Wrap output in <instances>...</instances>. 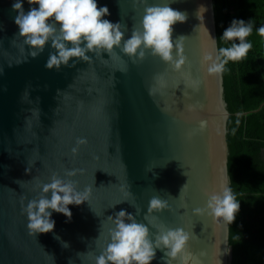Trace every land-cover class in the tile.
<instances>
[{
  "label": "water",
  "instance_id": "1",
  "mask_svg": "<svg viewBox=\"0 0 264 264\" xmlns=\"http://www.w3.org/2000/svg\"><path fill=\"white\" fill-rule=\"evenodd\" d=\"M15 2L0 0V264H95L114 226L108 217L120 210L148 226L153 242L162 224L192 234L187 264H229V225L207 210L209 195L228 186L230 116L222 74L209 75L203 61L211 37L217 40L212 0H97L109 9L104 19L126 25L125 39L140 27L146 6L186 13V22L173 26L174 42L186 38L180 71L150 50L133 63L120 48L48 69L55 49L49 42L31 56L16 36ZM22 3L25 13L39 7ZM53 174L75 181L79 191L90 188V204L69 205L70 220L52 212L54 230L36 237L23 209ZM154 197L169 207L149 214V223L144 217ZM166 251L156 249L151 264H167Z\"/></svg>",
  "mask_w": 264,
  "mask_h": 264
},
{
  "label": "clouds",
  "instance_id": "2",
  "mask_svg": "<svg viewBox=\"0 0 264 264\" xmlns=\"http://www.w3.org/2000/svg\"><path fill=\"white\" fill-rule=\"evenodd\" d=\"M140 2L147 4V0ZM28 3L39 7H32L25 13L22 0H16L12 5L13 10L18 12L15 17V24L19 28L16 36L24 38V44L31 49L30 54L33 58L43 53L51 42L55 52L49 55L46 63L48 69L59 70L62 65L74 67V64L70 65L73 58L89 60L90 52L96 56H104L105 53L112 56L116 48H120L124 54L132 58L133 63L142 62L149 50L153 56H159L164 62L171 64L176 71L182 70L187 63L182 48V42L186 38L180 36L177 41H173V26L177 22H186L187 14L168 5L146 6L140 27H134L130 38L125 39L126 25L104 19L103 17L110 15L109 9L107 6L98 7L97 0H28ZM252 31V22L233 20L221 37V41L232 43L218 50L217 40L210 36L212 51L203 57L207 73L222 74L230 61L239 62L245 59L252 48V43L247 39ZM257 32L264 37V26L258 28ZM174 48L178 53V59L174 57ZM154 79L163 86L162 74H158ZM149 91L151 94L155 89L150 88ZM77 143L83 144L86 141L79 139ZM76 151L74 148L73 153ZM74 175L75 171L65 173L67 177ZM185 186L186 184L183 188ZM41 189L39 199L28 201L23 209L28 218L29 234L36 237L37 234L54 230L52 212L62 213L70 220L72 212L69 205H81L85 201L89 203L91 193L90 188L79 191L75 181L62 179L56 174L52 175L50 183L42 184ZM168 207L166 201L152 198L145 220L151 223L148 219L149 214ZM239 208L240 204L236 202L231 188L226 185L222 187L221 192L209 195L208 214L222 218L226 223L231 224L235 220ZM202 211L195 210L196 213ZM136 213L137 215L140 213L138 207ZM108 219L114 226L109 230V242L101 254L95 257V264H151L156 257V249H167L165 252L167 264L174 260L187 264L191 258L188 244L192 234L182 228L170 229L162 224L153 242L149 227L137 222L135 216L125 210H120L114 217L109 216ZM55 238L60 239L58 236ZM63 246L69 245L65 242Z\"/></svg>",
  "mask_w": 264,
  "mask_h": 264
},
{
  "label": "trees",
  "instance_id": "3",
  "mask_svg": "<svg viewBox=\"0 0 264 264\" xmlns=\"http://www.w3.org/2000/svg\"><path fill=\"white\" fill-rule=\"evenodd\" d=\"M218 49L233 20L252 22V48L222 73L227 119L228 187L240 208L229 225V264H264V0H212ZM238 43V41H237Z\"/></svg>",
  "mask_w": 264,
  "mask_h": 264
},
{
  "label": "crops",
  "instance_id": "4",
  "mask_svg": "<svg viewBox=\"0 0 264 264\" xmlns=\"http://www.w3.org/2000/svg\"><path fill=\"white\" fill-rule=\"evenodd\" d=\"M262 226H263V228H264V219H263V221H262Z\"/></svg>",
  "mask_w": 264,
  "mask_h": 264
}]
</instances>
